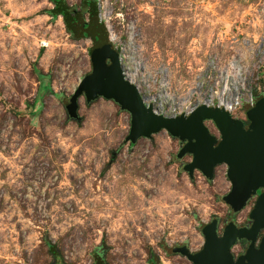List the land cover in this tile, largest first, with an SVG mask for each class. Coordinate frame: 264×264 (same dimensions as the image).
<instances>
[{
	"label": "rangeland",
	"instance_id": "obj_1",
	"mask_svg": "<svg viewBox=\"0 0 264 264\" xmlns=\"http://www.w3.org/2000/svg\"><path fill=\"white\" fill-rule=\"evenodd\" d=\"M62 1L78 23L96 9L130 77L164 109L225 83L264 93V0ZM54 8L0 0V264H190L170 248L199 249L200 227L212 217L218 233L227 219L246 223L252 198L232 213L221 200L225 166L211 180L197 170L189 178L181 165L190 156L176 158L181 143L163 130L130 143L128 113L111 100L78 96L80 118H68L92 41L47 14ZM204 74L206 86L194 89ZM245 108L232 116L246 120Z\"/></svg>",
	"mask_w": 264,
	"mask_h": 264
},
{
	"label": "water",
	"instance_id": "obj_2",
	"mask_svg": "<svg viewBox=\"0 0 264 264\" xmlns=\"http://www.w3.org/2000/svg\"><path fill=\"white\" fill-rule=\"evenodd\" d=\"M77 29L92 41L90 70L79 79L68 98L65 108L69 115H75L78 96H83L86 102L102 97L128 113L126 139L130 143L150 138L161 130L176 138L181 145L175 157L190 156L181 165L189 178L197 170L211 180L214 167L223 164L229 189L221 200L233 213L241 210L257 189H264V96L255 97L252 105L245 108L246 126L222 108L204 104L194 106L187 114L156 113L150 104H143L137 87L123 74L118 53L108 42L107 32L97 16H92L88 24L79 22ZM204 121L213 125L217 136L209 132ZM247 217L248 227H237L229 220L221 227L220 235L216 232L217 218L212 217L200 227L203 241L199 249L191 252L182 243L170 251L184 256L190 264H264V191L256 194ZM260 230L263 233L257 239ZM241 238L249 242L234 257L230 247Z\"/></svg>",
	"mask_w": 264,
	"mask_h": 264
},
{
	"label": "built area",
	"instance_id": "obj_3",
	"mask_svg": "<svg viewBox=\"0 0 264 264\" xmlns=\"http://www.w3.org/2000/svg\"><path fill=\"white\" fill-rule=\"evenodd\" d=\"M115 49V48H114ZM116 50V49H115ZM117 51V50H116ZM118 57L120 60L122 72L125 75V77L132 82L138 89V92L142 98L143 104L147 106L148 104L151 105L152 110L156 113L162 114V115H177L180 113L187 114L190 109H192L194 106L199 104H204L209 107H217L222 108L223 110L227 111L231 116L232 112L236 109V107L241 104V102H244L246 107L251 106L254 101V95L251 94L250 91H247L244 89L238 82H234L231 84H219L215 86H209L206 88V91L202 93V96L200 98H197L192 104L183 106L182 108L175 107L174 105L166 106L164 109V105L161 103H155L154 97L151 93L145 92L147 89V85L145 84V88L142 89L140 87L139 81H135L127 72V67L122 64L123 57L121 51H117ZM209 63H213L212 59H209ZM262 62L264 64V58L262 59ZM211 70H209L210 74L214 72V66L210 65ZM218 71V70H217ZM210 75V76H211ZM204 77L195 79L194 82V89L200 90L202 86H206V81L204 79L210 78L209 75L204 74ZM219 76V75H217ZM166 100V97L165 99Z\"/></svg>",
	"mask_w": 264,
	"mask_h": 264
},
{
	"label": "trees",
	"instance_id": "obj_4",
	"mask_svg": "<svg viewBox=\"0 0 264 264\" xmlns=\"http://www.w3.org/2000/svg\"><path fill=\"white\" fill-rule=\"evenodd\" d=\"M53 4H54V11H50V13L49 12H47V14H49L51 17H54V16H56V15H61L63 18H64V20H65V22H71V23H73L74 25V28L72 29L73 30V33H76L77 31H78V22H74L76 19L75 18H71V17H68L67 16V14H68V12H69V10H67L64 6H63V1L62 0H50ZM85 5L87 6H89L90 7V14L93 12V7L95 8V6H94V3L93 2H86L85 3ZM91 6H93L92 8H91ZM94 11H95V15H96V9H94ZM68 17V18H67ZM98 23L100 24V25H102L101 24V22L100 21H98ZM103 26V25H102ZM78 33V32H77ZM43 75L45 76V75H47L46 73H37L36 74V76H37V78H41V77H43ZM45 90V91H48V92H50V88H49V86L48 85H46V87L44 88L43 87V85H41V84H38V88H37V91H40V90ZM57 98H61V96L59 95V94H54ZM260 95H262V96H264V93L263 94H260ZM260 95H258V96H260ZM38 93L36 94V96H35V98H34V100L35 99H37L38 98ZM256 95H254V97H255ZM66 115H67V117L68 118H70V119H72V120H76V121H78L79 120V115L76 113V109H75V115L74 116H71V115H69L68 113H67V110H66ZM49 247H51V246H49ZM153 264H159L158 262H155V263H153Z\"/></svg>",
	"mask_w": 264,
	"mask_h": 264
},
{
	"label": "flooded vegetation",
	"instance_id": "obj_5",
	"mask_svg": "<svg viewBox=\"0 0 264 264\" xmlns=\"http://www.w3.org/2000/svg\"><path fill=\"white\" fill-rule=\"evenodd\" d=\"M233 118H236L235 116H232ZM238 119H240L243 123H244V125L246 126V125H248V122H247V120H245L243 117L242 118H238ZM260 191H264V189L263 188H259V189H257L256 190V193L254 194V195H252V196H250L249 198H252V203H253V201H254V198H255V196H256V194L258 193V192H260ZM248 198V199H249ZM231 211V210H230ZM240 211V210H239ZM238 211V212H239ZM233 213V212H232ZM232 221L233 223H234V225L235 226H237V227H239V226H244V227H248L249 226V224H250V220L248 219V217L246 216V223H243V224H236L232 219H227L225 222H224V224L227 222V221ZM223 224V225H224ZM222 225V226H223ZM221 226V227H222ZM217 227H218V219H217ZM216 232H217V228H216ZM220 233H221V230H220V232L218 233L217 232V235H220ZM262 233H263V230H260L259 232H258V235H257V239L262 235ZM248 240H246L245 238H241V239H236L235 240V242L234 243H239V244H243L244 246H243V248L239 251V252H237L235 255L234 254H232L234 257L235 256H237L238 254H240V253H242L243 251H244V249L246 248V246H247V244H248ZM180 244H182V243H180Z\"/></svg>",
	"mask_w": 264,
	"mask_h": 264
}]
</instances>
